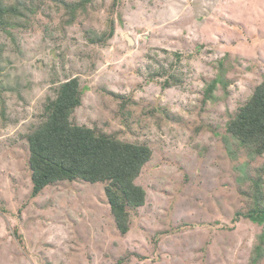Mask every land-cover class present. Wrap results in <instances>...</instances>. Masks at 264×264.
Instances as JSON below:
<instances>
[{
  "label": "rangeland",
  "instance_id": "rangeland-1",
  "mask_svg": "<svg viewBox=\"0 0 264 264\" xmlns=\"http://www.w3.org/2000/svg\"><path fill=\"white\" fill-rule=\"evenodd\" d=\"M20 1L29 12L0 32V264H249L262 227L236 213L251 205L245 178L264 186V155L235 142L229 152L226 124L264 78V0H94L72 24L63 3L80 0H5ZM111 20L113 38L91 42ZM164 70L176 76L168 88ZM220 75L225 87L204 104ZM72 78L76 124L153 150L126 235L105 184L31 195L27 135Z\"/></svg>",
  "mask_w": 264,
  "mask_h": 264
},
{
  "label": "trees",
  "instance_id": "trees-1",
  "mask_svg": "<svg viewBox=\"0 0 264 264\" xmlns=\"http://www.w3.org/2000/svg\"><path fill=\"white\" fill-rule=\"evenodd\" d=\"M94 0H80L75 4L63 3L71 14L69 24L80 10L87 11ZM21 3V4H20ZM24 2L7 4L0 0V32L9 34L16 26L17 17L29 12ZM115 33L114 21L109 22V31L102 36H92L93 43H106ZM2 45L0 43V54ZM177 60L181 59L176 54ZM223 64L220 65L223 69ZM164 87L176 82L174 74L164 70ZM159 77V74L156 75ZM178 82V81H177ZM225 87L222 75L217 76L205 89L203 103L215 99L218 85ZM54 98L44 106L40 124L27 135L29 146V167L33 183L32 197H39L48 186L60 182L83 181L90 184H105L104 192L110 205L117 229L126 235L131 229L134 212L146 204V191L136 183L145 166L153 158V150L147 144L123 141L116 134H107L98 128L76 124L73 115L82 105L83 90L80 80L72 78L59 85ZM114 96V95H113ZM126 107L129 101L123 97ZM228 151L232 142L247 151L251 158L264 155V78L255 87L248 101L238 108L226 124ZM262 170V169H261ZM264 172V171H263ZM250 180L251 205L246 211L236 213V222L247 220L262 227L253 247L249 264H262L264 260V186L263 177ZM186 226V225H183Z\"/></svg>",
  "mask_w": 264,
  "mask_h": 264
},
{
  "label": "water",
  "instance_id": "water-1",
  "mask_svg": "<svg viewBox=\"0 0 264 264\" xmlns=\"http://www.w3.org/2000/svg\"><path fill=\"white\" fill-rule=\"evenodd\" d=\"M128 41H129V43L131 44V40L129 39Z\"/></svg>",
  "mask_w": 264,
  "mask_h": 264
}]
</instances>
